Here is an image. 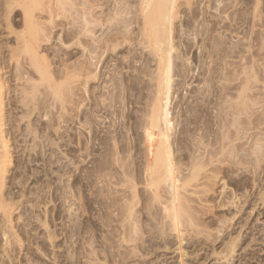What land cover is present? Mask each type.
Listing matches in <instances>:
<instances>
[{"label": "rangeland", "instance_id": "374dc122", "mask_svg": "<svg viewBox=\"0 0 264 264\" xmlns=\"http://www.w3.org/2000/svg\"><path fill=\"white\" fill-rule=\"evenodd\" d=\"M114 3L112 0L110 5ZM151 6V10L157 9ZM177 6L179 18L173 32L177 50L171 58L176 71L171 155L175 163L183 160L186 164L185 174L193 161H203L207 165L203 175L208 174V178L201 177L203 184L199 182L206 193L197 187L200 194L196 190L197 194L188 196L193 201L187 198L182 204L189 206L184 208L187 214L182 208L185 218L180 217L186 232L185 259L177 250L171 218L163 217L166 212L162 209L171 204L164 196L167 205L161 208L163 202L148 194L151 140L138 122L148 102L139 97L149 90L141 89L138 71L124 70L131 74L126 89L129 100L102 112L92 101L80 105L77 79L74 90L68 87L71 83L64 85L71 89L66 93L69 97L65 95L67 87L66 91L53 86L49 90L51 84L30 68L27 58L12 59L20 48L14 34L24 31L23 11L17 7L11 14L13 26L8 30L0 24V67L7 80L4 130L12 156L0 190L7 203L6 207L0 204L6 208L0 207V264H181V260L187 264H264V0H179ZM136 25L130 28H141ZM135 38L132 49L137 51L125 53L129 59L138 54L137 61L135 55L130 61L140 71L146 66L145 56L152 61L150 70H155V58L150 50L137 45L139 38ZM57 44L48 45L53 49ZM73 48L71 59L50 51L53 71L62 68L64 57L71 60L65 58L66 64L78 68L81 56ZM142 52L144 59L139 55ZM125 53L116 55L117 61L126 57ZM139 59L144 60L142 64ZM20 60L29 77L32 70L35 83L27 81L26 73V78L19 76L23 73ZM146 69L144 72H150ZM141 75L143 79L144 73ZM144 79L149 86L150 79ZM27 88L32 89L30 95ZM91 89L97 90L96 82L91 83ZM31 95L34 104L29 102ZM24 102L32 104L28 106L32 110ZM224 118L230 133L225 140L218 127ZM30 128L33 135L28 134ZM253 133L257 139H252ZM134 190L138 193L135 201ZM7 209L11 214L4 217Z\"/></svg>", "mask_w": 264, "mask_h": 264}, {"label": "bare ground", "instance_id": "6f19581e", "mask_svg": "<svg viewBox=\"0 0 264 264\" xmlns=\"http://www.w3.org/2000/svg\"><path fill=\"white\" fill-rule=\"evenodd\" d=\"M115 1L116 3H114V6H115L114 7V6H111L113 5L112 0H105V2L104 1L101 2L100 0H0V17L2 15V19H3L1 20L0 24L4 26L5 25L8 26L7 28L9 30V26L12 25V22H14L11 20V14L14 13V10L17 7L21 8L23 11L22 23L24 22V31L22 30V32H19V33L17 32L14 34V37L16 38L14 40L18 41V42L17 41H14V42H17L20 45V48L18 47L19 46L18 44H17V48H19L18 50H15L13 48L15 50V51L13 50L14 51L13 55L15 54V57H13L12 59L19 57L21 55H23V58H25V60L28 59V61L30 62V65H29L30 68L34 70L36 69L38 73L44 75V77H46L47 79V80L45 79L46 82H49V84H51V87H50L51 89L49 90L54 89L53 87H59V88L62 87L65 90L66 87L70 85V84L67 85V83H71V85L68 87H72V85H74V83L78 81L80 83L79 88L81 87L80 89L81 93L79 95L81 97V99L79 98L80 105L84 106L86 103H89L92 101L95 103L97 107L100 108L99 112H102V109L106 110L108 108H112L113 106H116L115 104L116 102L124 101L125 98L129 100L130 95L126 93L127 92L126 89L128 88V81L131 78V74L130 76H128L127 73H128V70H132V69H135L138 71L137 78H140L139 84H141L140 86L141 89L149 90V93L147 95L142 94L139 97V99L141 100H143L146 97L148 99V102L144 104L145 110L143 111V119H140L138 122L140 126L143 127L144 132H146V135L148 134L147 136H149V139L151 140V144H149V150H148L149 151V158H148V165H147L148 182L146 186L150 187L148 189L149 190L151 189V192L149 191L150 193L148 194L150 195L152 199H155L154 201L157 200V202H161V201L163 202V203L161 202L163 204V205L162 204L160 205L162 206L161 208H163V206H165L166 204L164 203V196L166 198L165 202L167 201L168 203L169 201V203L171 204L170 206L168 203V205L170 206V207L168 206L169 207L168 209L167 208L165 209V207L162 209V211L164 210L166 212L165 215L163 214L164 215L163 217L165 218L166 216L169 220L171 218V222H173L172 226L174 227L177 233V236L175 237L177 238V242L179 244V247L177 248V250L179 251L180 256L184 258L186 255V252L184 250L185 245H183V243L185 241L184 233L186 232H184L185 230L183 229V227L185 225H183V223L181 222L180 217L183 216L185 218V216L181 212L182 208L184 209L186 207H189V206L183 207V205L185 204L184 200H186L187 202V198L192 196V194H197L195 193L196 190L201 189L200 183L201 184L204 183L202 179L208 178L207 176L208 174L205 175L207 171L206 170L207 165H204L203 161L201 163H199V161H193L192 168L190 169L188 174H185L186 164L183 162V160H181L179 163H175L171 155L170 138H171V134L174 131V122H173L174 118L171 113V110H172V103H173V97H174V92H175L174 91L175 84H174L173 78H174V73L176 74V71H174L175 66L173 65L171 58H172V53L177 50L174 44L175 34H173V32H174V21L175 19L179 18L178 8L180 7L177 6V2L179 0H115ZM132 3L135 5L134 6L131 5ZM151 4H154V6L157 7V9L155 7L154 8L158 11H156L155 9H154L155 12L154 10H151L153 9L152 8L153 5L151 6ZM184 4L186 5L185 1H184ZM13 24L16 25L15 23ZM136 24L141 26L140 29L138 28L139 31L133 30V27L130 28L131 25H136ZM10 29L12 30V27ZM134 31H138L137 35H134L135 37L137 36V38H139L138 39L139 41L136 44L143 46L144 49L141 47L143 50H146V51L147 49L150 50L148 52H150V54L153 56V59L155 58L154 60L152 59L154 62H156L155 70L154 69L150 70L154 68V67L151 68L152 61L150 60V58H146V56H145V59L143 58L142 55H144L145 51L139 55H141L142 58L146 61V63L145 62L144 63L146 64L147 67L145 65L144 67L147 68L145 71L149 69L148 71L150 72L147 71L148 73L144 72V69H145L144 67H142L144 68L143 72L142 70L140 71L139 68L135 67L133 64V61H130L131 56L129 59V57L127 56L128 52L125 53L128 50L134 49V48L132 49V46L134 45L133 44L134 41L137 40L135 37L132 36L133 34H136L134 33ZM13 32L15 31L13 30ZM13 32L11 31V33ZM130 32H131V35H130ZM56 41L59 42V44H57L59 48L54 49L57 47L56 46V47H53L52 49L48 44L51 43L52 45H54ZM73 47H76L75 49L78 50V53L81 56L79 65L77 64L78 68L73 66L74 63L71 64L70 66L66 64V62L68 63L69 61L66 60L65 62L64 60L65 58L67 59L68 57H64L63 61L61 60V62H63L62 68L59 71L57 70V68L55 69V71H53L54 69L51 68L53 63H51V60H50V58L53 56H51L52 52L50 51L53 50L52 54H55V55L57 54L58 56H61V55L70 56V59H71V56L74 54L72 51L74 49ZM120 53H125L126 57L121 58V60L117 61L116 55ZM136 55L134 56V59L137 61L139 56L136 57ZM133 56H132V59H133ZM11 57H12V54H11ZM58 59H61V58L59 57ZM139 60H140L139 62L144 61L141 59ZM21 61L22 60H20L19 62L20 64L18 65L17 63V65L19 67L21 65L20 67L21 69H22V66L24 69H26L25 68L26 65L25 64L23 65ZM10 63H11V59H10ZM120 68L122 69L121 71L119 70ZM24 69H22L23 73L21 75L19 72V76H21L22 78L27 77V81L29 79V81L31 82L33 81L35 83L36 79L35 77L34 79L32 77L33 75L31 72L32 70L29 71V74H30V77H29L26 71L25 73L28 76L25 75ZM124 70H127L126 71L127 73L124 72ZM1 71H2V68L0 67V190L2 189L4 185L3 179L5 178V175L8 172L7 168L9 164L12 162L11 161L12 156H11L10 140L8 139V136H5L6 132L4 130V127H5L4 126L5 125L4 124L5 122L4 121V108H5L4 101H5V95H6L5 93L7 90L6 88L7 80L6 81L4 80L1 74ZM143 73L145 77H148L150 79L149 86L147 84L148 82L145 81L144 76H143V79H141L142 78L141 74ZM42 75H41V78L43 77ZM179 75L182 76L183 74L180 73ZM248 79H251V78H248ZM249 81L250 80H248L247 82ZM92 82L97 83V90L94 89L92 91L91 89ZM64 85H67V86L64 87ZM43 86L45 87V85ZM68 87L66 89L67 91L65 90L66 92L63 89H61V91L65 92V95L67 97H69V95H67L66 93H68V91L71 92L70 91L71 89L68 90L69 89ZM73 87L75 88V86ZM248 87L247 89H249ZM37 88L39 89V87ZM29 89L30 88H27L26 90H29ZM35 89H33V91H35ZM31 90L32 89H30L27 92L29 93L28 95L31 94L30 92ZM23 91H25V89ZM23 91L21 90V93H23ZM37 92H40V91L37 90ZM45 92H48V90L47 91L45 90ZM95 92H97V94H95ZM248 93L249 92H247L246 97H249ZM24 94L26 95V93ZM33 94H37L36 91ZM43 94L45 95V93ZM78 94L79 93L77 92V95ZM126 94L127 96H125ZM72 95L70 96V98L72 97ZM77 95H75V97ZM49 96H51V94ZM30 97L31 98L29 99L30 100L29 102L32 101L31 99L33 98V96L31 95ZM39 98L40 97H38V99ZM42 99L44 101L45 97ZM66 99H69V98H66ZM71 99H69L68 102ZM35 100H36V97H35ZM29 102L27 103L24 102V105L28 104L26 106L27 108L30 105ZM245 102L246 104L248 103V101H245ZM34 103L35 101L34 102L32 101V104ZM76 103L78 102L76 101ZM79 103H78V106L80 107ZM32 104L30 106H32ZM29 109L31 108L29 107L28 110ZM65 110L67 111V109ZM34 111L35 109L33 110V112ZM239 114L240 112L234 113L233 115L235 117L236 116L238 117ZM226 121H227L226 118H224L223 122L218 125L219 129L222 130L221 134L223 135L224 140L227 138V135L230 134L227 131ZM86 124L87 122L85 124L81 123V126H84ZM29 131H28V134L30 135L34 134L33 132L34 130L30 131L31 133L33 132L32 134L29 133ZM239 137L241 138V136ZM251 137H253L252 139H257V133H253ZM217 141L218 140H216L215 143H217ZM259 144L260 143H258V145ZM253 148H255V146ZM255 150L256 149H254V151ZM212 154L214 153L211 152V155ZM252 154L254 155L255 153H252ZM245 155L246 154L244 153V157H246ZM238 156L241 157V155L239 154ZM211 163H214L213 159ZM161 170L163 171L161 172ZM203 173L205 174L203 175ZM162 184L163 186L165 185V187L168 185L167 186L169 187L168 192L166 191L167 187L166 188L164 187L165 189H162L163 188ZM205 186L209 187L208 185H205ZM202 189L201 191L205 192V190L204 189L202 190ZM162 190L166 191L169 195L167 196L164 195L166 192L164 193V191L162 192ZM199 190H198V193H199ZM134 191H133L132 199L135 201L138 197V193ZM2 193L3 194H1V191H0V194H1L0 204L3 203L6 207L7 203L5 202V200L4 201L2 200L3 199L2 195L4 196V192L2 191ZM201 195L203 194L201 193ZM201 195H200V200H201ZM188 200H190V198ZM192 201L190 200L188 202L191 203ZM1 208H4V206ZM6 212H7V215L4 217H7L9 216V214H11L10 211H8V209L6 210ZM183 212L186 214L188 213V211L186 212V210ZM189 216H191V213ZM4 217L3 219H5ZM191 218L193 219V217ZM164 222H167V221H164ZM134 223L136 224L135 229L137 230V227H138L137 223L133 221L132 224ZM161 226L163 227V224ZM187 229L189 230V228ZM169 244H172V242H169ZM181 264H187V263L184 260H181Z\"/></svg>", "mask_w": 264, "mask_h": 264}]
</instances>
